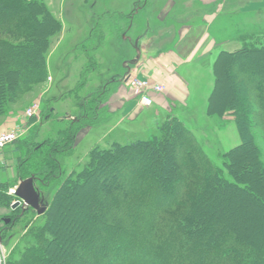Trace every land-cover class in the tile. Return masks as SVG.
<instances>
[{
    "label": "trees",
    "instance_id": "16d2710c",
    "mask_svg": "<svg viewBox=\"0 0 264 264\" xmlns=\"http://www.w3.org/2000/svg\"><path fill=\"white\" fill-rule=\"evenodd\" d=\"M61 29L41 0H0V116L46 81L48 42L54 35L49 32ZM8 38L26 43L15 45ZM251 38L255 47L218 55L208 114L233 113L242 126L244 116L233 107L242 90V85L236 86L240 82L235 73L254 81L255 89L246 95L262 111L259 122L264 131V32ZM90 99L87 114L100 119L105 96L94 94ZM247 104L254 113L250 98ZM80 122L79 118L70 122V145L63 140L48 144L40 165L52 164L62 172L57 155L73 148ZM241 130L242 144L227 155L231 160L235 155L230 169L234 182L223 178L202 154L201 144L178 117L162 123L161 135L150 140L94 148L88 165L76 178H66L45 213L42 231L52 239L29 249L19 263L8 264H264L261 187L256 179L253 185L241 182L244 176L235 172L236 164L262 152L252 142L256 133L245 126ZM39 150L28 147L19 166L21 180ZM177 156L186 163L184 172ZM258 164L262 168L256 160ZM2 184L0 207L8 209L9 186Z\"/></svg>",
    "mask_w": 264,
    "mask_h": 264
},
{
    "label": "rangeland",
    "instance_id": "374dc122",
    "mask_svg": "<svg viewBox=\"0 0 264 264\" xmlns=\"http://www.w3.org/2000/svg\"><path fill=\"white\" fill-rule=\"evenodd\" d=\"M41 2L45 4L52 18L61 22L62 29L57 34L49 32L51 36L54 35L50 37L49 42L47 41L49 49L46 81L32 87L33 89L23 100L8 106L7 112L0 116V137L12 131L18 132L14 142L0 149V184L3 182L2 185L9 186L6 190L11 197L12 205L19 201L13 191H16L22 181L19 178V166L26 157L29 146L40 147V150L38 156L33 159L32 165L29 164L24 168L22 175L25 179L30 176L35 177V187L47 211L54 194L66 178H76V175L88 165L90 153L94 148L109 149L115 143L125 145L137 140H150L154 135L160 136V125L173 117H178L184 122L186 128L193 134L195 143L201 144L202 154L218 168L223 178L230 182L235 181L230 172L235 155L232 160L227 155L242 144L243 126L248 131L255 132L256 137L252 142L258 145L262 153L260 157L258 155L253 159L245 158L239 165L236 164L235 172L244 176L241 181L243 183L253 185L254 180H258L260 193L264 198V138H261L264 131L259 122L262 111L254 103L251 95L250 97L246 95V91L255 89L254 81H246L237 74H232L240 82L238 85L236 83L237 88H240L239 84L242 85V90L237 92V102L233 105L244 116L245 120L241 121L242 126L238 124L233 113L224 117L208 114V102L215 86L214 63L218 55L222 51L234 52L245 46L255 47L256 44L251 37L253 34L264 32L263 11L255 14L237 13L233 9L238 4L224 0H41ZM239 4L243 6L247 3L243 0ZM217 10L218 12L222 10L223 13H217ZM162 13H174L177 16L175 22H188L191 18L193 20L189 22L200 24L192 37L181 46L182 51L187 53L203 36L204 20L212 21L215 16L219 17V22L215 19L212 22L213 26L211 25L213 31L216 29L222 31L217 34L219 43L216 44L217 46L213 42L210 43L209 35L208 52L197 61L198 72L191 89L194 95L191 101L193 118L191 121H185L181 113L179 116L167 114L163 117V121L155 124V120L151 119L153 112L145 111V115L136 121L125 120L114 130V126L122 116L118 115L116 121L108 124L107 121L103 122L107 115L105 112H102L101 118L97 120L91 113L87 114L89 108L87 101L91 100L92 95L104 94L105 101L111 98V93H107V90L102 88V84L109 79V76H101L102 71L99 72L95 65L97 55L102 54L100 59L103 57L105 66L109 61L106 54L114 51L112 46L117 42L119 44L125 42L122 40L123 34L126 28L132 25L136 37L142 36L144 42L147 41L151 37L147 32L157 33V30L163 26L159 20ZM150 14L156 17L153 24L146 20ZM163 30L162 28L161 32ZM8 39L15 45L23 46L26 43L22 39ZM167 41L168 39L164 42ZM150 42L153 40L151 39ZM261 44L263 43H260V46ZM19 58L21 56L16 59ZM126 59L119 58L120 62L127 63L133 58ZM122 69L118 77L127 94L135 91L141 100L142 91H137L130 82H126L128 76L147 81L153 89L161 87L162 92L166 90L165 85L153 84L147 79L134 76L131 69L128 67L126 69L125 65ZM247 98H250L253 104L254 113L252 107L247 104ZM141 105L144 106L142 103ZM30 109H35V115L31 117L28 115ZM77 118L81 122L77 126L73 148L69 152L57 155L63 167L62 172L57 171L52 164L40 165V156L49 149L48 144L59 140H63V144H71L70 122ZM180 159V156H177L175 161L179 164L180 172H184L187 166L185 162L183 165ZM256 160L261 161L262 168L259 164L255 166ZM111 179V182H115L113 178ZM175 193L176 190L173 189L170 195L174 196ZM12 205L8 209L0 207V217L9 213H13L14 216L21 213L20 208L13 212ZM45 213L39 215L36 210L29 211L14 227L0 234V264H8L9 261L19 263L29 249L52 239L49 233L42 231L46 223ZM3 227L5 225L1 223L0 233Z\"/></svg>",
    "mask_w": 264,
    "mask_h": 264
},
{
    "label": "crops",
    "instance_id": "0c3cea01",
    "mask_svg": "<svg viewBox=\"0 0 264 264\" xmlns=\"http://www.w3.org/2000/svg\"><path fill=\"white\" fill-rule=\"evenodd\" d=\"M224 1H232L238 4L233 9L237 13L255 14L261 11L264 13V0H244L247 4L243 6L239 4L243 0ZM217 13L223 12L217 10ZM159 18L163 26L157 30V33L147 32L151 37L145 42L144 37H136L133 25L126 28L122 37L125 42L121 44L117 42L112 46L114 51L106 54L109 61L105 66L103 65L105 63L103 57L100 59L102 54L97 55L98 59L95 55V65L99 72L102 71L101 76H109V79L102 84V88L106 89L107 93H111L109 101L107 100L103 104L102 112L107 113L103 122L107 121L110 124L116 121L118 115L122 116L118 117L119 121L114 126V130L118 124L125 120L136 121L142 115H145V111L153 112L151 119L155 120V124L163 121V117L167 114L179 116L181 113L185 121H191L193 118L194 113L191 109L193 104L191 101L194 95L191 89L193 82H195V75L198 72L196 68L197 61L203 54L205 55L208 52V39L210 36V43L213 42L215 45L219 43L217 34L222 33V31L211 29L212 22L215 19L216 22H219V17L215 16L212 21L204 20L202 23L205 25L204 34L188 53L182 51L181 46L192 37L200 24L189 22L193 20L191 18L188 19V22H175L177 16L174 13H162ZM146 20H148V23L153 24L156 17L150 14ZM162 28L164 30L161 32ZM151 39L153 42H150ZM167 39L168 41L164 42ZM121 57L133 59L130 63L125 62L127 59L120 62L119 58ZM123 65L126 69L127 67L130 68L134 76L147 79L153 84L165 85L166 90L164 89L163 92L152 93L154 104L151 107L142 106L135 91L130 94L125 93V87L121 85V80L118 77L120 71H123Z\"/></svg>",
    "mask_w": 264,
    "mask_h": 264
},
{
    "label": "built area",
    "instance_id": "2783aa9c",
    "mask_svg": "<svg viewBox=\"0 0 264 264\" xmlns=\"http://www.w3.org/2000/svg\"><path fill=\"white\" fill-rule=\"evenodd\" d=\"M126 82H130L132 86L137 90V91H142L141 93V103L146 106V107H151L154 103L152 96L150 93H160L162 92L161 87H154L151 88L149 86V83L147 81H142L137 78H133L131 76H128L126 78ZM28 115L31 117L35 115V109H30L28 111ZM18 137V132L17 131H12L10 133L4 134L0 137V149H2L4 146L8 145L9 143L14 142ZM16 191H13L15 194Z\"/></svg>",
    "mask_w": 264,
    "mask_h": 264
},
{
    "label": "water",
    "instance_id": "95a60500",
    "mask_svg": "<svg viewBox=\"0 0 264 264\" xmlns=\"http://www.w3.org/2000/svg\"><path fill=\"white\" fill-rule=\"evenodd\" d=\"M15 196L19 198V201L14 203L13 208L18 207L23 202V208H31L36 210L39 215H42L46 211L45 206H41L42 202L40 199V194L35 187V177L31 176L20 182L17 187ZM9 222V220H7Z\"/></svg>",
    "mask_w": 264,
    "mask_h": 264
},
{
    "label": "flooded vegetation",
    "instance_id": "af4514ba",
    "mask_svg": "<svg viewBox=\"0 0 264 264\" xmlns=\"http://www.w3.org/2000/svg\"><path fill=\"white\" fill-rule=\"evenodd\" d=\"M22 205H23V203H21V205H19L16 208L12 207L13 212L18 210L19 208L21 209V213L19 215L14 216L13 213H9L7 216L0 217V224L2 223L3 225H5V227H3L1 229V233L0 234H2L8 228L10 229L12 226L14 227L19 219L23 218L27 212L33 210L31 208L23 209ZM41 206H43V204ZM7 220H9V222H7ZM8 225H10V227H8Z\"/></svg>",
    "mask_w": 264,
    "mask_h": 264
}]
</instances>
